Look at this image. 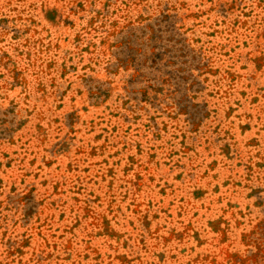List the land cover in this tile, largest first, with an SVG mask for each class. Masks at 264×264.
I'll list each match as a JSON object with an SVG mask.
<instances>
[{
	"label": "rangeland",
	"instance_id": "rangeland-1",
	"mask_svg": "<svg viewBox=\"0 0 264 264\" xmlns=\"http://www.w3.org/2000/svg\"><path fill=\"white\" fill-rule=\"evenodd\" d=\"M0 264H264V0H0Z\"/></svg>",
	"mask_w": 264,
	"mask_h": 264
}]
</instances>
